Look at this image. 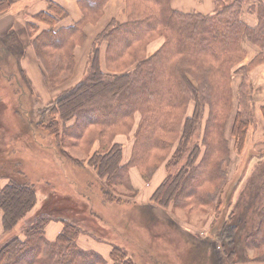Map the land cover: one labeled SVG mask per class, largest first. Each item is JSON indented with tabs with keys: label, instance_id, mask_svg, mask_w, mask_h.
<instances>
[{
	"label": "rangeland",
	"instance_id": "1",
	"mask_svg": "<svg viewBox=\"0 0 264 264\" xmlns=\"http://www.w3.org/2000/svg\"><path fill=\"white\" fill-rule=\"evenodd\" d=\"M80 1V10L82 13L89 15L88 24L96 25L104 16V10L112 0L105 1L98 15L91 10L93 5H90L89 9ZM123 1L126 7L124 12L125 22L119 24L113 20L94 38L85 71L79 78L73 77L76 70L75 49L84 44L86 40L84 27V37L80 43L77 44L81 37L80 34L76 35L74 33L71 38V43L77 44L74 47L72 73L69 75V72L65 70L67 66L65 61V64L59 66L60 68L54 69L52 67L58 77L53 81H51L49 73L36 55L33 45L35 36L31 34V29L27 26L28 22H32L39 27L36 36L42 30L48 28L45 24L34 19L36 15L28 18L27 24L21 28L12 26L0 29V37H3L4 40H7L10 33H14L22 45V54L18 58L22 74L28 80L35 98L39 101H34L31 105H24V113L32 114L34 119L39 122L42 111L48 105L55 103L63 93L81 83L88 75V62L91 52L96 46L99 48L101 69L110 74L131 72L139 66L140 61L144 59L154 60L162 54L178 56V48L181 46L182 40H179L176 29L165 17V14L170 15L168 13L169 9L186 14L175 10L174 3L178 0ZM219 1L228 3L232 0H214L215 11ZM50 2L54 1L49 0ZM250 3L253 6H264V0H250L244 3L243 9ZM25 7L26 5H10V9L3 13L0 18L6 14L22 13ZM260 8L258 7V11L261 12L260 15L264 18V10ZM165 10L167 12L164 13ZM66 13L68 14L67 10ZM202 16L209 15L202 14ZM130 21H138V28L129 32V34H125L122 38L116 37L118 39L116 47L119 55L117 59H114V52L111 50L110 42H108L110 39L105 37L106 40L99 41V36L106 32L108 28L124 26ZM170 23L171 27L168 26ZM147 25H152L153 29L147 30ZM68 51L70 50L66 52ZM243 52L244 55L240 54L238 56L244 61L246 57L244 47ZM65 55L64 50L62 52H50L48 59L53 65ZM32 56L35 65L29 61ZM61 67H64V69ZM13 74L16 80L20 77L17 70L13 71ZM185 78L194 89L199 88V82L193 73L186 72ZM240 80L241 86L242 78ZM222 84L224 82H221L219 87ZM148 87L163 92L166 89V86L162 84L154 85L149 81ZM12 89L8 85L0 86L1 98L5 102L13 104ZM233 95L234 93L231 94L232 102H230V106L226 108L221 104L218 106L216 104L211 105L204 101L201 104L199 103L201 117H199L194 132L195 135L192 138L193 144L198 142L200 146V155L195 167L202 164L207 155L206 153L209 150L208 141L210 145L213 144L214 146L213 158L215 162H218V156L222 155L224 159L221 163V168L224 171H222L220 180L213 185H207L204 192H202L205 203L208 201L209 204L200 206V204L195 205L192 201L190 202L187 194L191 193L192 189L189 187L188 181L185 183L183 181V185L178 192L181 197L173 199L166 209L155 207L154 211L159 221L151 222L149 212L144 211L147 206H150L151 197L158 187L169 174H173L179 169V166L174 165L173 158L179 146L181 147L180 142L186 133L187 120L194 118L196 110L199 109L198 100L190 95L186 100L185 108L180 104H178L177 109L164 107L163 112H167L164 118L167 121L166 125L171 124L172 120L177 121L176 126L172 129L173 132L165 135L168 146L164 150L150 151L149 156L142 160V166L138 164L139 167L132 164V152L136 144L137 132L142 127L143 114L141 112H136L131 121L124 122L123 125L102 134L103 138L100 137L102 133L100 128H79L83 136L78 140V143H74V146H71L73 139L68 140V133L79 125V118L77 122L76 118L66 123L61 122L62 139L65 141V145H62V147L66 157L58 154L56 145L50 137L45 135L37 136L35 137L36 140H33L39 148L38 154L36 152L20 153L15 150L11 154L1 157L0 165L5 164L8 171L9 169H16L17 171L13 174L10 171H1L9 177L4 178L0 175V185H5L9 179H15L21 184L31 185L37 195L36 206L26 219L18 225L19 227L17 226L12 233L13 236H18L22 241H26L28 239L27 229L30 225L41 219L40 216H45L49 218V222L45 227L46 241L54 243L57 239L54 241L48 239L46 228L49 225L59 224L63 228L64 222H70L79 226L81 229L80 236L87 239L84 245L79 244V236L77 242L82 249L97 252L95 248H92L91 242L109 243L112 247L113 245L120 246L127 251L129 258H132L135 264H193L195 259H197L198 264H202L200 249L192 245L195 241L194 238L206 241L213 237L217 241L219 264H264V250H260V252L256 250L254 245L256 243L253 240L259 242L264 239V137H258V131H255V133L250 132L251 127L255 124L254 110L249 112L252 116L244 113L239 103L238 93ZM251 98L253 102V94ZM125 100L128 104L129 100ZM249 106L251 108L252 103ZM239 111H242L243 117H250L252 123L248 129L247 141L244 150H241L242 152L236 149V139L232 134ZM120 113H122V110ZM213 124H215V128L212 129ZM15 125L11 106H0V142L4 140L5 132L19 133L15 130ZM250 134L252 135L251 141ZM4 142L6 143L8 140L5 138ZM115 144H119L123 148L122 163L128 170V181H125V184H127L125 186L117 185L113 179L108 180V177L100 182L97 172L94 169L91 170L88 166V162L95 154H105ZM193 144L191 143L188 147L185 157L190 154ZM152 171L154 172L152 173ZM200 175H204V172H201ZM158 176L161 178L160 181H158ZM103 186L106 189L105 194L102 191ZM152 189L154 191L149 200L142 202V196ZM111 194L124 200V203H113L112 200L108 199ZM189 202L191 206H182L184 203L188 204ZM0 212L2 214L1 209ZM166 220H170V222L167 223ZM1 227L0 248L12 237V234L9 236L4 235L2 220ZM157 232L162 235L160 239L155 236ZM252 235L254 236L249 238ZM234 252L235 257L233 262H230L226 253L231 254ZM104 260L106 261L105 264H112L111 257L109 259L104 258ZM12 261L14 260H11L9 264H13ZM29 261H31L30 256L19 260L21 264Z\"/></svg>",
	"mask_w": 264,
	"mask_h": 264
},
{
	"label": "trees",
	"instance_id": "2",
	"mask_svg": "<svg viewBox=\"0 0 264 264\" xmlns=\"http://www.w3.org/2000/svg\"><path fill=\"white\" fill-rule=\"evenodd\" d=\"M105 1L81 0L80 3L89 9L90 5H93L91 10L98 15ZM249 1L232 0L228 3L219 1L215 13L209 16L183 14L169 9L168 13L171 16L165 14V17L176 29L179 40H182L181 46L178 48V56L162 54L154 60L144 59L131 72L110 74L102 71L99 48H97L98 46L94 47L88 62L87 77L76 87L63 93L55 103L48 105L42 111L39 122L34 119L32 114L24 113L23 110L24 105H31L34 101H39L35 98L28 80L22 74L18 59L22 54V45L14 33H10L7 40L0 37V86L8 85L13 88L11 91L13 93L12 100L14 101L13 104L5 102L1 98L0 92V106H11L16 123L15 130L19 132L18 134L13 131L5 132L3 137L8 142L5 143L4 140L0 142V158L11 154L15 150L20 153L36 152L38 154L39 148L33 140L41 135L50 137L58 149V154L66 157L62 147V145H65V141L62 139L61 122L66 123L73 118H76L77 122L79 118V125L68 133V140L73 139L71 146H74V143H78V140L83 136L79 128H100L102 132L100 137L103 138L102 134L123 125L124 122L131 121L136 112H141L143 114L142 127L137 132L136 144L132 152V164L133 166H138V164L142 166V160L149 156L150 151L164 150L168 146L165 135L172 133L173 127L176 126V120H172L171 124L166 125L167 121L164 118L167 112H163L164 107L177 109L178 104H180L185 108L186 100L190 95L198 100V106L199 103L201 104L204 101L211 105L216 104L218 106L221 104L224 108L229 107L230 102H232L231 94H233L232 80L238 74L242 76V84L238 90L239 103L244 113L252 116L249 113L254 110L252 93L246 79L248 69L241 66L243 59L238 55H244L242 47L244 38L254 45H258L260 49H264V18L260 15L261 12L258 11L260 23L256 28H251L243 22V5ZM10 5L9 0H0V16L10 9ZM259 7L264 10L263 5ZM165 12L167 11L165 10ZM66 14V10L62 6L50 2L46 11L34 17L39 23L45 24L48 27L47 29L42 30L36 36L39 27L32 22L27 24L31 29V34L35 36L33 45L36 55L49 73L51 81L58 78L52 67L54 69L60 68L59 66L65 64V61L67 62L65 70L69 72V75L72 73L74 47L82 41L84 37L83 27L89 19V15L86 13L83 22L56 29L57 23ZM137 22L130 21L124 26H111V29L108 28L106 32L99 36V41L106 40L105 37L110 39L108 42H110L111 50L114 52V59H117L119 55L116 47V41L118 40L116 37L122 38L125 34H129V32L138 28L139 24ZM171 23L168 25L169 27H171ZM150 29H153V26L147 25V30ZM74 33L81 36L76 45L71 43ZM63 50L66 54L65 57L52 65L48 59L50 52H62ZM67 50L70 51L66 52ZM63 59L65 60L63 61ZM258 61L259 59L256 60V62ZM61 68L64 69V67ZM16 70L19 73L18 76H20L17 80L14 79L13 74V71ZM184 72L194 74L199 82V88L194 89L191 86L185 78ZM148 81L154 85L162 84L166 86L165 91L150 89ZM221 82H224V84L219 87ZM124 99L129 100L128 104ZM250 103H252L251 108ZM121 110L122 113H120ZM199 117H201L200 106L196 110L194 118L187 120L186 133L180 142L181 147L179 146L174 155L173 163L175 166H179V169L168 175L151 197L150 206L144 209L145 212H149L151 222L159 221L154 211L155 207L166 209L173 199L181 197L178 192L183 185V181L184 183L188 181L189 187L192 189L191 193L187 194L190 202L203 206L209 204L208 201L205 203V199L202 197L205 187L220 180L222 171H224L221 168L224 159L221 155L218 156V162H215L213 158L214 146L213 144L210 145L209 141L207 142L209 149L207 155L202 164L195 167L200 155V146L198 142L193 144L192 138L195 135L194 132ZM250 124H252L250 117H243L242 111H239L232 130L238 151H243L245 148ZM213 128H215V124H213ZM190 142L193 147L190 154L185 157ZM122 158L123 148L121 145L115 144L105 154H95L88 162V166L91 170L94 169L97 172L100 182L108 177V180L113 179L117 185L125 186L127 185L125 181H128V170L123 165ZM1 171H10L13 174L17 170L9 169L8 171L5 164L0 165L1 177L8 178L9 176L4 175ZM201 172H204V175H200ZM102 191L104 194L106 193L104 186ZM108 199L116 204L124 203V200L112 194L108 196ZM190 202L188 204L184 203L182 206H191ZM36 204L37 195L31 185L21 184L15 179H9L0 189V209L2 211L4 235H11L17 226L33 211ZM40 217L41 219L35 221L27 229L28 239L26 241H22L18 236L15 237L12 234V237L0 248V264H9L11 260H14L12 261L13 264H21L19 260L26 256H30L31 261L24 264H105L106 261L99 253L79 247L77 241L81 229L76 224L64 222L63 230L56 241L54 243L46 241L45 227L49 222V218ZM166 222L168 223L170 220H166ZM155 236L158 239L161 238L159 232ZM194 240L192 245L200 249L202 264H219L215 237L206 241H200L196 238ZM253 240L256 243L254 244L256 250L259 252L264 250V239L259 242ZM226 255L229 261L233 262L235 252L226 253ZM110 257L112 264H135L134 260L129 258L127 251L120 246L113 245ZM18 258L20 259L18 260ZM193 264H198L197 259Z\"/></svg>",
	"mask_w": 264,
	"mask_h": 264
},
{
	"label": "crops",
	"instance_id": "3",
	"mask_svg": "<svg viewBox=\"0 0 264 264\" xmlns=\"http://www.w3.org/2000/svg\"><path fill=\"white\" fill-rule=\"evenodd\" d=\"M11 6L18 5H26L25 10L22 13L15 14H6L4 17L0 18V29L10 28L12 26H17L19 28L23 27L27 24L28 18H32L35 15L44 12L48 9L49 0H9ZM54 2L60 4L64 7L68 14L66 17L61 19L56 28H64L70 27L72 25H76L79 22H83L85 15L80 10L79 1L80 0H53ZM214 0H178L174 3L175 10L185 12V13H198L203 15H211L215 13V8L213 4ZM120 3V5H118ZM258 6H253L252 3L246 5L243 9V22L251 27L256 28L259 23L258 16ZM125 6L123 0H112L104 10V16L102 19L96 23V25H89L86 23L84 25V33L86 36V40L84 44L78 46L75 49V59H76V70L73 77H81L83 72L85 71L88 54L91 50L92 42L95 40L99 33H101L110 22L113 20L116 23H123L124 20V12ZM253 11V12H252ZM88 24V25H87ZM87 25V26H86ZM43 29V27H42ZM41 29V30H42ZM243 47L246 51V57L242 62V66L247 67V82L250 87V92L253 94V107H254V116H255V124L251 127L250 132L255 133L258 131V137H264V49H260L259 46L254 45L249 42L246 38L243 41ZM262 58V60H260ZM259 59L258 62L256 60ZM29 61L35 65L33 60V56L29 58ZM253 63V65H252ZM242 76L237 75L234 76V80H232V89L234 95L238 93L239 86L241 83ZM233 95V96H234ZM252 135L250 134V141ZM157 177V176H155ZM155 179V178H154ZM157 179V178H156ZM161 178L158 176V181ZM4 184L0 185V188ZM154 189L148 191L144 196H142V202H147L150 196L153 194ZM2 214L0 212V234L2 233L1 227ZM62 226L59 224H51L46 228V234L48 239L54 241L57 236L62 231ZM159 235L161 233L159 232ZM87 242V239L83 236L79 238V244L84 245V242ZM92 248H95L97 252H99L105 259L110 258V253L112 246L104 243H96L91 242Z\"/></svg>",
	"mask_w": 264,
	"mask_h": 264
}]
</instances>
